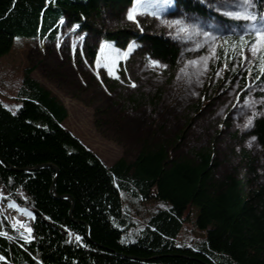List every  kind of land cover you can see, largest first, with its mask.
I'll return each instance as SVG.
<instances>
[{"label":"trees","instance_id":"1","mask_svg":"<svg viewBox=\"0 0 264 264\" xmlns=\"http://www.w3.org/2000/svg\"><path fill=\"white\" fill-rule=\"evenodd\" d=\"M133 1L0 0V57L18 36L54 42L63 18L66 27L78 24V32H92L120 50L131 41L145 45L149 58L175 69L179 49L171 37L95 28L93 19L103 9H121ZM175 1L186 14L209 13L200 0ZM261 2L256 0L258 9ZM227 41L237 47L238 37ZM222 47L216 66L222 62ZM84 49L93 60L95 46L85 44ZM259 58L264 60V54ZM32 71L25 70V97L15 114L0 102V157L16 168L56 166L55 192L74 199L73 218L88 224L93 243L86 239L84 226L69 219L70 203L49 195L53 170L12 172L0 164L2 203L13 201L34 216L32 240L25 244L2 238L11 228L0 212V232L6 234L0 235V256L5 257L0 264H264V187L247 150L240 151L242 166L219 178L212 145L175 158L169 141L145 145L133 161L119 159L108 168L63 129L66 109L30 77ZM250 79L248 74L244 77L243 88L264 76ZM156 97L146 101L153 103ZM211 100L203 95L201 108ZM193 111L200 112L199 104ZM247 129L264 158V114H256ZM152 201L160 203L157 209L146 219L136 218V207ZM193 206L198 208L194 227L205 238L190 244L182 233ZM77 236L82 239L77 241Z\"/></svg>","mask_w":264,"mask_h":264},{"label":"rangeland","instance_id":"2","mask_svg":"<svg viewBox=\"0 0 264 264\" xmlns=\"http://www.w3.org/2000/svg\"><path fill=\"white\" fill-rule=\"evenodd\" d=\"M210 3H216V0H210ZM210 3H203L209 11L208 15L199 17L186 14L174 0L173 5L164 11L163 21L184 20L186 25L211 32L216 37L214 42L211 37L183 36L176 28L169 29L163 21L151 16L137 17L138 27L126 18L134 1L121 9H103L93 19L95 28L103 32L125 28L138 36L165 34L171 37L179 49L178 63L173 70L164 62L161 63L168 66L166 69L152 67L145 45L135 48L124 59L129 45L120 50L113 42L105 41L92 32L87 36L78 29L73 31L74 25L66 27L60 23L63 18L58 22L54 42L15 37L10 51L0 57V102L12 113L21 107L22 97H25V70L33 68L30 77L50 91L67 111V118L61 124L63 129L76 137L106 167L119 159L133 161L145 145L169 141L175 158L190 155L192 149L212 145L217 162L215 176L219 178L232 174L242 166L240 151L244 149L254 158L258 182L264 187L262 149L244 128L253 112L264 114V103L259 97V94H264L261 91L264 80L251 88H243V79L249 70H252L250 80L253 81L260 67L264 66V60L259 58V54L254 56L250 49L242 52L243 45L239 40L237 47L227 45L229 37H239L249 25L220 15ZM259 9L264 12L263 2L259 4ZM252 37L256 39L254 34ZM197 42L201 51H189L196 47ZM85 44L95 46L93 60L87 55ZM101 44H105L103 49ZM205 45L207 52L203 50ZM220 46H223L222 62L216 66L215 57L208 61L210 70L200 77L204 81L202 86L196 85L195 75L191 76V84L187 82L188 77L177 79L184 62L211 55L212 51L217 54ZM244 56L248 57L249 63H245ZM109 67L114 68L120 79L108 74ZM187 71L194 73L196 70L190 67ZM131 83L137 86L133 88ZM192 92L198 95H192ZM203 95L212 99L205 108H201ZM154 96H158L155 102L146 101ZM136 99L138 101L134 103L132 100ZM245 99L251 106H245ZM198 104L200 112L196 113L193 108ZM180 135L182 139L177 142ZM249 144L252 146L249 147ZM2 197L0 212L8 217V221L4 218L9 226L13 220L21 219L30 224L33 217L30 219L23 211H17L20 207L13 201L2 203ZM9 204H15L16 208H9ZM158 204L153 201L138 204L136 218L146 219ZM197 214L198 208L191 207L190 219L183 226L182 236L191 240L190 244L205 238V233L194 227Z\"/></svg>","mask_w":264,"mask_h":264},{"label":"snow or ice","instance_id":"3","mask_svg":"<svg viewBox=\"0 0 264 264\" xmlns=\"http://www.w3.org/2000/svg\"><path fill=\"white\" fill-rule=\"evenodd\" d=\"M201 3H210V0H200ZM174 3V0H134V6L132 9H130L127 13V19L129 21H132L133 23H136L139 27V21L137 20V17L139 16H151L154 19L163 21V13L166 11V9L170 6H172ZM210 6L213 7L220 15H223L229 19L235 20L237 22H243L247 25H249L248 28L245 29L244 32L241 33V35L238 37V40L242 43L243 47L241 48V51L250 49L253 55L258 54H264V12L258 9V6L256 4V0H216V3H210ZM165 23V26L169 27V29L176 28L179 34L186 36V37H192V36H203L205 38L211 37V40L214 42L216 40V37L209 31H205L203 29H198L195 25H186L184 20L176 19L172 21H163ZM61 24L64 23L63 20L60 21ZM80 26L74 25L72 30L75 31ZM255 35V40H250L249 37L251 35ZM84 37H80L81 40H83ZM59 47V45H57ZM105 47V44H101V49ZM139 47L135 42H131L128 46L127 51L124 54V59H127L128 56L134 51L135 48ZM205 52L208 51L207 46L205 45L204 49ZM236 50L235 48L233 49ZM189 51H195L199 53L201 51V47L199 45V42L196 43V47L189 49ZM215 57L217 60L219 59V56L216 54L215 51H212L211 55H203L198 56L195 59H190L184 62L183 67L179 69L180 75H178L177 79H180L181 76L188 77V83L191 84V76L195 75L197 77L195 83L197 86H202L204 81L200 79L201 76H203L206 72H208L209 65L208 61ZM245 63H249L247 56L243 57ZM87 63V61H86ZM98 63V61H97ZM149 63L154 68H164L166 69L168 66L163 65L161 62L149 59ZM195 68L194 73H189L187 71L188 68ZM228 65H225V68H227ZM108 74L110 76H113L115 79H120L118 75L115 74L114 68L109 67L108 68ZM217 76H219V73H216ZM249 77H252V70H249L248 73ZM264 76V66H261L259 69V75H256L254 79L256 81H259L261 77ZM130 79V78H129ZM131 87L135 88L137 85L135 83H131ZM252 84L248 85V88H251ZM261 91H264V88H261ZM192 95H198L195 92L191 93ZM203 97H201L202 99ZM261 103H264V97H261ZM245 106H251L248 99H245L244 101ZM15 114V113H13ZM257 113L253 112L252 115L247 119L246 123L244 124V128L247 129L252 126L253 119L255 118ZM256 137H252V140L254 141ZM252 145L249 144V147ZM9 208H16L15 204H9ZM17 211H23L24 214L32 217L31 212H27L25 210L17 209ZM25 231L29 234L32 233V228L28 227L25 229ZM0 235H6L5 233L0 232ZM25 244L31 243V239L28 237H23ZM77 241H80L82 238L77 236ZM5 260V257L0 256V261Z\"/></svg>","mask_w":264,"mask_h":264},{"label":"water","instance_id":"4","mask_svg":"<svg viewBox=\"0 0 264 264\" xmlns=\"http://www.w3.org/2000/svg\"><path fill=\"white\" fill-rule=\"evenodd\" d=\"M0 164L4 165L8 170H10L12 172L38 171V170H43V169H48V168L53 170L54 176H53L51 186L49 189V195L56 200H66L70 203V208L68 211L69 219L74 223L82 224L84 226V234H85L86 239L91 241V239H90V228H89L88 224H86L82 221L75 220L73 218V209H74V205H75L74 199L68 195H61V196L57 195L55 192L54 187H55V183L57 181V178L59 176V170L56 166H54L52 164H40V165L33 166L31 168H16V167L10 165L9 163H7L1 157H0ZM91 242L93 243V241H91Z\"/></svg>","mask_w":264,"mask_h":264},{"label":"built area","instance_id":"5","mask_svg":"<svg viewBox=\"0 0 264 264\" xmlns=\"http://www.w3.org/2000/svg\"><path fill=\"white\" fill-rule=\"evenodd\" d=\"M4 217L8 221V217L7 216ZM10 227H11V234L2 238L10 239L12 241L15 240L21 243H25L22 236L28 237L29 239L32 240L31 234L25 231L26 228L28 227L32 228V226L26 225V222L24 220H15V221L13 220V222L10 224Z\"/></svg>","mask_w":264,"mask_h":264},{"label":"bare ground","instance_id":"6","mask_svg":"<svg viewBox=\"0 0 264 264\" xmlns=\"http://www.w3.org/2000/svg\"><path fill=\"white\" fill-rule=\"evenodd\" d=\"M1 197H2V193H1V191H0V198H1ZM20 209L22 210V209H24V208H21V207H20ZM25 210H26V209H25ZM28 212H29V211H28ZM32 217H33V219L30 221V224H28V222L25 220V221H26V225H28V226H32L33 221H34V216H33V214H32ZM32 217H31V218H32ZM31 218H30V219H31ZM21 220H23V219H21ZM10 228H11V227H10ZM31 235H32V233H31Z\"/></svg>","mask_w":264,"mask_h":264}]
</instances>
